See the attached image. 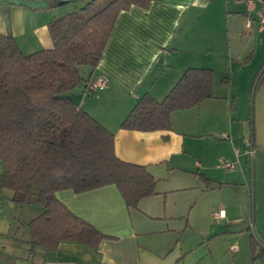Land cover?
Listing matches in <instances>:
<instances>
[{"label":"crops","instance_id":"obj_1","mask_svg":"<svg viewBox=\"0 0 264 264\" xmlns=\"http://www.w3.org/2000/svg\"><path fill=\"white\" fill-rule=\"evenodd\" d=\"M45 1V7L31 8L0 0V34L11 35L25 54L53 46L48 23L74 11L75 8L66 6L71 5L68 3L78 4L80 8L91 0L58 4ZM108 1L94 0V4L100 7ZM262 14L264 0H254L253 4L247 0H151L146 7L131 5L120 12L97 65L81 72L85 80L70 95L77 106L113 132L117 157L147 166L156 179V193L140 199L137 207L128 208L115 184L82 192L68 188L57 190L56 198L104 237L96 248L62 240L54 249L39 246L30 249L27 222L40 214L43 207L35 202L18 205L11 199L12 190L1 188L0 264H264V234H259L260 241L252 233L241 230L235 234V230L228 229V224L247 217L254 227L252 167L247 187L245 167L240 161L241 149L245 148L228 138L231 134L227 132L229 109L235 108L233 101L219 106L213 83L212 97L196 106L171 112L169 130L138 131L119 126L142 94L148 92L162 99L188 67L211 68L214 80L218 64L231 56L230 42L222 45L221 35H227L228 40L236 18L246 32H251L253 22H256V31L264 32L258 28ZM220 16L225 19V32L220 29V20L217 23ZM252 56L250 52L244 63ZM99 76L106 78V85L102 90L91 92L87 84ZM257 78L259 131L255 156L259 151L264 161V69ZM223 81L227 82V78ZM207 135L214 136L215 141L224 140L227 145L228 152L219 155V159L236 158V163L228 162L231 167H226L224 161L223 170L219 169V178L214 180L218 190L238 191L236 187L240 184L239 192L245 200L231 206L227 201V209L221 208L220 232L214 229L205 236H187L184 229L191 226L194 205L186 213L181 233L171 220L178 212L173 210L175 201L169 200L174 188L164 180L172 178V169L183 166L181 155L185 143L192 147L194 139ZM250 145L255 146L253 138ZM256 162L255 158V166ZM207 216L212 218L209 210ZM252 236L256 239L254 251Z\"/></svg>","mask_w":264,"mask_h":264},{"label":"trees","instance_id":"obj_2","mask_svg":"<svg viewBox=\"0 0 264 264\" xmlns=\"http://www.w3.org/2000/svg\"><path fill=\"white\" fill-rule=\"evenodd\" d=\"M150 1L109 0L100 7L94 0L86 2L48 23L51 48L28 54L11 35L0 34V189L12 190L18 205L43 207L27 222L30 249H54L62 240L96 248L104 237L60 202L57 190L82 192L115 184L128 208L156 193V179L147 166L117 157L113 132L70 95L85 80L81 67L97 65L119 13ZM212 96L213 70L188 67L162 99L142 94L119 126L169 130L173 110ZM255 243L252 236V251Z\"/></svg>","mask_w":264,"mask_h":264},{"label":"rangeland","instance_id":"obj_3","mask_svg":"<svg viewBox=\"0 0 264 264\" xmlns=\"http://www.w3.org/2000/svg\"><path fill=\"white\" fill-rule=\"evenodd\" d=\"M68 4H71L66 5L70 6L71 10H73L72 8L79 9L78 4L76 6L72 2ZM219 20L220 29L222 28L225 32V19H221L220 16L217 23ZM221 36L222 45L225 46L227 42H230L231 56H227L224 63H219L215 69L214 93L218 96L217 104L219 106H223L225 101L234 103L235 108L229 109L230 125L227 132L231 131L229 139L233 142L238 141L236 144L245 148V152L241 149L240 161L245 167L247 187L250 186L251 167L253 171L254 227L252 228L251 221L247 217L241 218L237 223L228 224V229L235 230V234L241 230L246 234L252 233L258 240H261L259 234H264V161L261 160L259 151L255 156L256 138L259 131L257 116L259 98L257 89L252 92V88L261 70L264 69V32L256 31V22H253L251 32L248 33L242 22L236 18L232 23L228 40L227 35ZM250 52H253L251 60L244 63V59ZM88 70H90L89 66H82L80 69L82 74ZM255 75L257 76L253 82ZM224 78H227V82L223 81ZM250 138H253V144H255L253 147L255 148H251ZM190 147L185 143L184 152L181 155L183 166L179 169H172L170 171L172 178L169 180L165 178L164 182L174 188V191L170 193L169 200L172 203L175 201L173 210L178 211L175 218L171 219L176 222V227H179L178 231L182 233L180 229L185 224L186 213L189 212L190 206L194 205L193 211L190 213L191 226L184 229V234L205 236L214 229L219 232L222 230L219 228L222 223L221 208L227 209V201L231 206L234 202L241 201L243 196L239 192L241 191L240 184L239 187L235 186L238 191L226 192L218 190L219 185L214 181L219 178V169L223 170V162H234L236 159L235 157L227 160L218 158L219 155H224L229 150L224 140L215 141L214 136L207 135L194 139L192 147ZM236 167V170H239L238 164ZM208 210L211 212V219L207 216ZM233 246L236 247V244Z\"/></svg>","mask_w":264,"mask_h":264},{"label":"built area","instance_id":"obj_4","mask_svg":"<svg viewBox=\"0 0 264 264\" xmlns=\"http://www.w3.org/2000/svg\"><path fill=\"white\" fill-rule=\"evenodd\" d=\"M247 2L249 4H253L254 0H247ZM258 28L259 29H264V14H262V16L259 19V24H258ZM106 85V78L104 76H99L98 78L90 81L87 84V88L91 91V92H96L98 90H102ZM224 165L226 167H231L232 164L228 163V162H224Z\"/></svg>","mask_w":264,"mask_h":264},{"label":"water","instance_id":"obj_5","mask_svg":"<svg viewBox=\"0 0 264 264\" xmlns=\"http://www.w3.org/2000/svg\"><path fill=\"white\" fill-rule=\"evenodd\" d=\"M68 1H71V0H59V2H68ZM6 2L9 4L22 5V6L31 7V8H41L47 5V1L45 0H6ZM255 86H256V82L253 86L252 92L255 91ZM262 243H264V240H262Z\"/></svg>","mask_w":264,"mask_h":264}]
</instances>
